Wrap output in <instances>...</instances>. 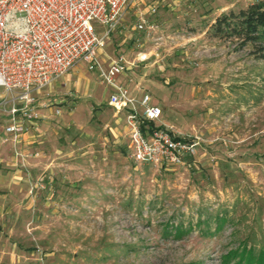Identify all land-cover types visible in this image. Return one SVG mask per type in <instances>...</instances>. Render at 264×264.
<instances>
[{
	"label": "rangeland",
	"instance_id": "rangeland-1",
	"mask_svg": "<svg viewBox=\"0 0 264 264\" xmlns=\"http://www.w3.org/2000/svg\"><path fill=\"white\" fill-rule=\"evenodd\" d=\"M255 1L134 0L104 39L101 65L121 55L117 82L159 107L151 126L194 144L178 165L130 157L125 110L108 105L84 63L33 95L36 117L18 119L20 134L4 131L10 95L0 87V264H234L243 250L264 254V39L239 45L207 32ZM137 13L148 33L134 27ZM141 51L148 58L136 62Z\"/></svg>",
	"mask_w": 264,
	"mask_h": 264
},
{
	"label": "built area",
	"instance_id": "built-area-1",
	"mask_svg": "<svg viewBox=\"0 0 264 264\" xmlns=\"http://www.w3.org/2000/svg\"><path fill=\"white\" fill-rule=\"evenodd\" d=\"M133 1L0 0V87L10 95L5 132L22 133L25 127L18 119L32 123L36 117L33 95L84 63L108 88V105L116 111L125 110L128 149L135 162L169 167L180 164L192 152L194 144L185 136L151 126L160 109L148 93L142 92L135 102L126 84L117 82L116 78L128 68L121 55L101 65L99 54L104 39L123 21ZM145 12L153 14L155 7ZM133 25L148 33L141 13H137ZM147 58V53L141 51L135 61Z\"/></svg>",
	"mask_w": 264,
	"mask_h": 264
},
{
	"label": "trees",
	"instance_id": "trees-1",
	"mask_svg": "<svg viewBox=\"0 0 264 264\" xmlns=\"http://www.w3.org/2000/svg\"><path fill=\"white\" fill-rule=\"evenodd\" d=\"M207 32L211 37H233L239 45L261 41L264 39V0L219 14L209 24ZM176 231H180L179 228ZM234 264H264V254L253 255L249 249L243 250Z\"/></svg>",
	"mask_w": 264,
	"mask_h": 264
},
{
	"label": "crops",
	"instance_id": "crops-1",
	"mask_svg": "<svg viewBox=\"0 0 264 264\" xmlns=\"http://www.w3.org/2000/svg\"><path fill=\"white\" fill-rule=\"evenodd\" d=\"M118 112V111H117Z\"/></svg>",
	"mask_w": 264,
	"mask_h": 264
}]
</instances>
